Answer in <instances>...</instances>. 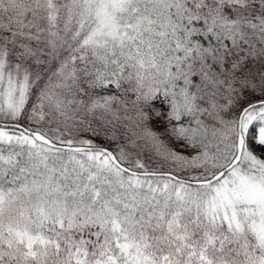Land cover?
I'll list each match as a JSON object with an SVG mask.
<instances>
[{
	"label": "snow or ice",
	"instance_id": "obj_1",
	"mask_svg": "<svg viewBox=\"0 0 264 264\" xmlns=\"http://www.w3.org/2000/svg\"><path fill=\"white\" fill-rule=\"evenodd\" d=\"M0 264H264V0H0Z\"/></svg>",
	"mask_w": 264,
	"mask_h": 264
}]
</instances>
